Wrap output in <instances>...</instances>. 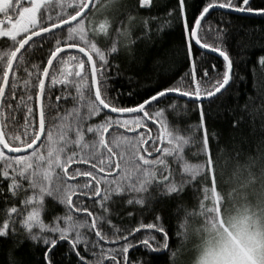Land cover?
<instances>
[{"label": "snow or ice", "instance_id": "obj_1", "mask_svg": "<svg viewBox=\"0 0 264 264\" xmlns=\"http://www.w3.org/2000/svg\"><path fill=\"white\" fill-rule=\"evenodd\" d=\"M152 6L153 0L128 5L122 0H67L56 12L52 0H0V45L7 48L0 51V195L6 192L7 201L24 193L22 209L6 203L0 215V264H131L129 253L136 245L130 237L135 239L141 229L155 230L160 238L150 235L138 240L147 255L138 264H188L189 250L181 239L189 235L186 223L174 233L177 243L173 245L161 215L155 216V223L122 230L110 219V205L117 203L116 197L127 195V205L151 209L158 199L182 197L192 185L198 186L197 191L203 186L199 211L189 214L200 218L196 230L206 237L200 264H209L212 257L215 264H264V232L260 231L264 224V135L255 141L256 155L236 151L235 156L225 158L218 134L210 132V106L229 91L237 76L224 43L228 29L221 25L231 23L224 15L264 17V0H192L191 5L188 0H176L175 7L166 12V24L170 27L174 20L180 28V66L156 73L154 86L136 92L140 99L131 101L133 106H120L121 94L110 95L111 73L115 70L118 76L121 70L114 61L123 52L131 57L129 69L142 62L133 47L140 37L133 39V35L139 24L144 37L150 36L151 25L140 20L138 12ZM217 9L224 12L213 23ZM157 31L163 32L164 26ZM210 33L217 43L207 42ZM66 49H77L82 56L65 59ZM37 51L46 57L31 63L28 57ZM211 54L222 58V67L211 63ZM69 63L74 65L72 71L67 70ZM257 64L264 69V55L257 58ZM21 69L24 77L16 75ZM57 86L60 95L53 100ZM18 88H22L19 98ZM174 94L196 106L198 123L189 136L171 130L165 120L168 107H157ZM133 95L128 92L130 98ZM69 99L73 106L61 113L60 101ZM21 109L23 134L3 131L4 121L10 117L15 122V113ZM170 109L181 115L178 104L172 103ZM187 110L185 106L183 111ZM242 119L234 118L231 127L239 128ZM149 122L157 127L155 135ZM193 147L194 162L187 155ZM153 151L158 153L155 159ZM169 159L181 165L179 172H173ZM81 164L91 167H72ZM78 177L90 179L80 183ZM46 197L65 209L50 222L42 219ZM85 197L102 214L89 211ZM232 204L244 211L226 218ZM101 242L110 246L107 251ZM64 244L67 248L61 252ZM169 252L170 260L153 255L168 256Z\"/></svg>", "mask_w": 264, "mask_h": 264}, {"label": "trees", "instance_id": "obj_2", "mask_svg": "<svg viewBox=\"0 0 264 264\" xmlns=\"http://www.w3.org/2000/svg\"><path fill=\"white\" fill-rule=\"evenodd\" d=\"M52 3L54 10L58 12L60 11V4L67 3V0H52ZM122 3L128 5L130 3H135V0H122ZM153 3L154 6L151 8L139 9L138 12L140 20L149 21L151 25L150 36L148 38L144 37L143 28L139 24L133 35V39L140 37L133 47L135 55L141 57L142 62L139 65H133L132 68L129 69L128 64L131 57L123 52H121L119 58L114 61V63L120 64L121 70L118 76L115 70L111 73L112 79L109 80V84L112 90L110 91V95L117 96V93L121 94L117 101L120 106H133L131 101H138L140 99L135 93H143L146 88L154 86V75L156 73L169 67L178 68L183 60V51L180 48V28L174 20L170 27L166 24L169 19L166 16V12L170 8L175 7L176 0H153ZM188 3L191 5L192 0H188ZM257 3H259V0H257ZM222 12L224 11L216 10L211 17V21L215 23ZM153 17L156 19L153 20ZM0 19H3V17L0 16ZM224 20L231 21L230 24L226 23L221 25V27H226L228 29L227 35L224 37V43L234 61L237 76L229 91L210 106L213 121L210 132L218 134L219 144L224 150L225 158L235 156L236 151L256 155L255 141L258 137L264 135V130L261 128V125L264 124V119L261 118L262 115H264V69H261L257 64V58L264 55V17L231 13L225 14ZM161 26H164V31L158 32L157 29ZM64 38L66 39V35ZM113 38H115L114 33ZM207 42L215 44L218 40L214 34L210 33L207 37ZM98 46L104 48L103 43L100 41H98ZM6 50V47L0 45V51ZM164 53H167V56H165ZM72 55L78 54L67 53L64 54V58L67 59L68 56ZM42 56L46 57V53L37 51L34 54H30L28 59L31 63H40V57ZM173 58L175 63H172ZM210 59L211 63H215L218 67H222V58L211 55ZM70 64L73 65L72 63ZM208 66L210 67V65ZM68 67L69 65L67 66V70L72 71L73 68L68 69ZM16 75L24 77L25 73L21 69ZM150 76L153 78H146ZM22 82L21 80L20 83L22 84ZM59 89L60 86H57V90L53 93V100L56 95H60ZM69 90L74 91L73 89ZM129 91L134 93L131 98L128 96ZM21 93L22 88H18V98ZM172 103H176L180 106L179 110L181 111V115L179 117L171 111L170 105ZM60 104L62 105L60 109L61 113H63L64 109H70L73 106L71 99L66 103L60 101ZM185 106L188 109L187 111H183ZM157 107H168L169 110L166 112L165 120L168 122L171 130H174L178 135H191L190 130L194 129L198 123V113L195 105L189 104L187 100L172 97L170 100H165L163 104L157 105ZM253 109L256 110L255 113H253ZM153 111H155V109H153ZM52 115L55 116L56 113L53 112ZM236 117H243V119L239 128L233 129L231 127V122ZM15 118V122H12L10 117L4 121L3 131L8 134L22 135L24 130V110L21 109L17 111L15 113ZM149 126L151 127L152 134L155 135L157 133V127L152 126L151 122H149ZM111 131L112 130H110V133ZM120 131L123 132L124 130L121 129ZM141 131L147 133V129ZM144 147H149V145H144ZM195 150L196 149L193 147L187 153L189 160L193 162L194 157H192L191 153ZM144 154L147 156L146 153ZM157 155L158 153L153 151L151 158L155 159ZM93 162L98 163L97 161ZM169 163L174 173L181 170V165L179 163L173 162L171 159H169ZM72 167H80L84 170H88L91 164L73 165ZM113 175L115 176L116 173L113 172ZM89 179L90 178L87 177H78L77 181L83 183ZM224 179H229L228 172H226ZM24 186L27 188L26 181L24 182ZM197 187L196 185L189 186L182 197H176L170 200L158 199L153 203L151 209L127 205L126 200L130 198L127 195L116 197L117 203L110 205L112 210L110 219L113 224L120 227L122 230H131L139 227L140 223H155V216L159 214L164 218L165 227L170 229L169 235L173 245L177 243V237L174 233L181 224L186 223L189 235L187 239L183 237H181V239L189 250L196 239L191 233L193 230L200 227V224L197 222L200 218L198 216H189L191 213H198V204L203 198V186H199V191H197ZM27 194L31 195V190H29ZM5 195L8 194L5 192L4 195H0V215H2L6 203L8 205L14 203L18 208H23L20 200L24 197V193H21L18 198H10L7 201L5 200ZM45 199L46 209L42 212V219L44 221L50 222L55 215L64 214L65 209L63 206L54 202L52 198L46 197ZM73 199L75 200L76 198L74 197ZM83 199L88 203L89 211H93L94 214L97 215L102 214V210L98 205H93L86 197ZM206 203H210V201ZM129 212L133 213L131 217L128 215ZM74 215L86 216V213H74ZM87 219L90 222L92 218L88 217ZM104 231L111 235V230L108 226H105ZM180 231H184V229L181 228ZM150 235H156L157 239L160 238V234L156 233L155 230L148 229H141L139 233H136L135 239L130 237V240L136 245V248L131 249L129 253L131 264H138L141 258L147 259L146 251L138 245V240ZM92 238L95 239L94 236ZM101 244H103V242H101ZM103 247L105 251H107L110 246L103 244ZM113 247L119 246L116 245ZM66 248L67 244H64L61 248V252L65 251ZM97 251H99V249H97ZM36 255L39 257L40 253ZM153 255L159 256L160 260L171 259L170 252L168 256L161 254ZM190 258L191 252L188 251V262ZM105 264H107V262H105Z\"/></svg>", "mask_w": 264, "mask_h": 264}, {"label": "clouds", "instance_id": "obj_3", "mask_svg": "<svg viewBox=\"0 0 264 264\" xmlns=\"http://www.w3.org/2000/svg\"><path fill=\"white\" fill-rule=\"evenodd\" d=\"M244 211L243 207L240 205L232 204L228 207L226 210V218L231 215V216H238L242 214ZM260 231L264 232V224L261 225ZM192 236H195V243L192 244V247L189 249L191 252V258L188 264H200V258L203 255L205 251V239L206 237L199 231L193 230L191 233ZM261 241L264 242V236H261ZM222 245L220 244H213V247H221ZM215 257H212L209 259V264H215Z\"/></svg>", "mask_w": 264, "mask_h": 264}, {"label": "water", "instance_id": "obj_4", "mask_svg": "<svg viewBox=\"0 0 264 264\" xmlns=\"http://www.w3.org/2000/svg\"><path fill=\"white\" fill-rule=\"evenodd\" d=\"M217 10H220V9H217ZM224 11V10H223ZM240 14V13H239ZM71 52H73V53H78V50L77 49H66L65 50V53L64 54H67V53H71ZM78 54H80V53H78ZM19 55V54H18ZM82 55V54H81ZM211 55H215V56H217L218 57V54H211ZM54 64H55V61H54ZM52 69H50V71H51ZM11 75H12V73H10V78H11ZM46 83H47V81H46ZM6 91H7V89H6ZM172 97H178V95H176V94H174ZM184 100H187V99H184ZM2 130H3V128H2ZM39 143V142H38Z\"/></svg>", "mask_w": 264, "mask_h": 264}, {"label": "flooded vegetation", "instance_id": "obj_5", "mask_svg": "<svg viewBox=\"0 0 264 264\" xmlns=\"http://www.w3.org/2000/svg\"><path fill=\"white\" fill-rule=\"evenodd\" d=\"M71 53H73V52H71ZM74 54H78V53H74ZM78 55L82 56L81 54H78ZM68 65H69L68 69H72L73 66H74V65H71L70 63H69ZM110 130H111V129H110ZM102 174H103V173H102ZM86 198H87V197H86Z\"/></svg>", "mask_w": 264, "mask_h": 264}]
</instances>
